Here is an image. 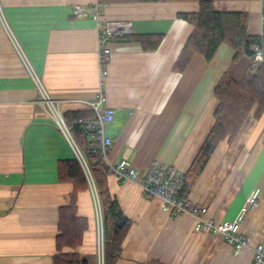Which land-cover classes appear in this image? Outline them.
I'll return each instance as SVG.
<instances>
[{
	"label": "crops",
	"instance_id": "0c3cea01",
	"mask_svg": "<svg viewBox=\"0 0 264 264\" xmlns=\"http://www.w3.org/2000/svg\"><path fill=\"white\" fill-rule=\"evenodd\" d=\"M3 14L48 92L61 99L64 115L89 114L73 97L93 98L102 87L116 109L107 133L109 160L124 155L143 173L153 160L187 172L214 124V88L223 75L239 80L252 58L222 42L212 60L195 53L185 71L173 68L193 24L178 12L200 0H1ZM100 2L102 19H129L134 33H163L155 50L113 38L102 74L97 21L79 17L73 5ZM217 10H245L248 32L264 34L262 0H213ZM39 91L0 17V264H54L60 209L74 184L59 163L76 158L65 135L45 113ZM255 109L238 133L216 145L187 198L207 208L206 219L233 220L255 187L258 205L241 231L250 245L236 253L222 233L196 229L189 213L175 214L158 196H146L138 180L107 175L108 186L130 220L114 264H260L252 246L264 244V112ZM89 116V115H88ZM72 129L85 153L87 139ZM89 144V143H88ZM76 213L87 220L75 251L97 264V233L90 188L77 195Z\"/></svg>",
	"mask_w": 264,
	"mask_h": 264
},
{
	"label": "trees",
	"instance_id": "16d2710c",
	"mask_svg": "<svg viewBox=\"0 0 264 264\" xmlns=\"http://www.w3.org/2000/svg\"><path fill=\"white\" fill-rule=\"evenodd\" d=\"M177 16L189 21L194 27L174 63L175 70L185 71L197 52L201 53L207 61L212 60L222 42L228 43L235 49L234 59L242 54L252 58L249 68L241 79L236 80L223 75L214 88V95L218 100L214 111V124L189 170L185 172L180 195L187 197L218 142L226 136L230 138L235 136L253 109H255L256 117H260L264 112V34L248 32V11L217 10L213 0H200L198 10L181 11L177 13ZM114 38L139 41L144 50L150 51L159 46L163 33L133 32ZM256 48L263 50L262 59H257ZM87 111L90 113L77 111L65 115L71 131L75 129V133L85 139L89 132L83 128L80 119L92 115L91 110L87 109ZM94 142V138L87 142L86 152H82L93 173L104 207L106 264H114L122 251V243L130 228V220L123 213L119 202L111 195L107 181V175L110 172L100 159L97 147L92 145ZM59 170L62 179L71 181L74 189L70 203L60 209L61 232L57 236L58 251L54 256V264H88L78 252L65 251L63 248L73 249L82 242L88 223L86 218L76 213L77 195L81 190L87 189L89 184L77 158L60 161Z\"/></svg>",
	"mask_w": 264,
	"mask_h": 264
},
{
	"label": "built area",
	"instance_id": "2783aa9c",
	"mask_svg": "<svg viewBox=\"0 0 264 264\" xmlns=\"http://www.w3.org/2000/svg\"><path fill=\"white\" fill-rule=\"evenodd\" d=\"M262 4L264 7V0H262ZM73 13L79 17L91 15L97 21L99 54L103 74L105 62L108 61L111 52L109 42L118 35L132 34L133 23L129 19H102L100 2H95L91 5L75 3L73 5ZM0 17L16 51L22 58L30 77L39 91L38 100L45 113L65 135L84 170L95 212L97 264H106L104 208L93 173L65 118L61 107V99L54 97L48 92L42 79L33 68L21 44L4 18L1 0ZM256 57L257 59L263 58V50L261 48H256ZM69 100L80 102L92 111L91 116H85L80 121L83 128L95 139L92 145L97 147L100 159L105 163L110 173L116 175L120 180H138L146 196L160 197L164 203V207L173 213L192 214L197 220L196 229L208 230L212 233H222L236 253L250 245L248 237L241 231V224L246 219L247 213L258 205L261 196L260 187H255L250 192L233 220H223L219 223H214L212 220L204 217V214L207 212L206 207L191 203L187 197L180 195L186 176V173L181 168L156 159L142 173L130 162L127 155H124L117 163H112L109 160V149L112 147L114 140L107 133V127L114 120L116 109L107 104L106 94L102 87L93 98L73 97ZM252 249L255 262L264 264V244L257 243L252 246Z\"/></svg>",
	"mask_w": 264,
	"mask_h": 264
},
{
	"label": "rangeland",
	"instance_id": "374dc122",
	"mask_svg": "<svg viewBox=\"0 0 264 264\" xmlns=\"http://www.w3.org/2000/svg\"><path fill=\"white\" fill-rule=\"evenodd\" d=\"M100 193V192H99ZM101 197V196H100ZM101 201H102V199H101ZM103 205V204H102ZM104 208V207H103ZM105 244H106V242H105ZM106 253V252H105ZM105 258H106V254H105Z\"/></svg>",
	"mask_w": 264,
	"mask_h": 264
}]
</instances>
